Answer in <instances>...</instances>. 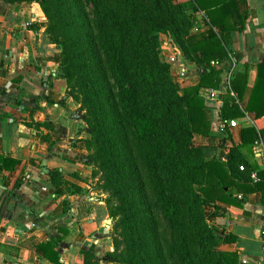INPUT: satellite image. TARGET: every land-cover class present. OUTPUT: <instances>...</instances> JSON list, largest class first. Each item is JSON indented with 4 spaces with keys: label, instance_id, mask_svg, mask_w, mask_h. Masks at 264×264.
Instances as JSON below:
<instances>
[{
    "label": "trees",
    "instance_id": "1",
    "mask_svg": "<svg viewBox=\"0 0 264 264\" xmlns=\"http://www.w3.org/2000/svg\"><path fill=\"white\" fill-rule=\"evenodd\" d=\"M38 1L46 13V0ZM75 2L96 14L94 36L84 34L94 92L82 90V95L98 120V134L105 137L98 154L104 157L102 168L111 174V189L120 201L116 212L125 225L127 264H237L236 254L219 250L235 239L209 226L205 216L207 207L219 213L218 203L239 205L241 194L259 191L264 204L262 175L257 174L259 182L253 185L250 174L256 169L246 167L251 145L258 138L264 144V130L243 129L241 144L223 152L230 139L225 121L246 113L264 117V60L257 66L245 111L240 103L247 72L236 74L227 90L221 83L231 64L230 39L219 37L214 29L223 27L230 33L241 24L236 0ZM197 13L204 15L209 29L192 36ZM156 33L179 48L187 61L207 68L196 86L182 89L174 82L171 67L159 58ZM81 57L77 55L79 61ZM212 61L223 68L211 67ZM203 90L215 92L222 101V136L216 147L194 145L195 137H208L213 131ZM86 146L91 148L90 143ZM57 246L58 242L39 246L37 254L57 263Z\"/></svg>",
    "mask_w": 264,
    "mask_h": 264
},
{
    "label": "crops",
    "instance_id": "2",
    "mask_svg": "<svg viewBox=\"0 0 264 264\" xmlns=\"http://www.w3.org/2000/svg\"><path fill=\"white\" fill-rule=\"evenodd\" d=\"M236 5L241 18L237 29L229 33L217 27L214 31L230 39L231 64L222 73V85L229 76L233 79L247 72L240 103L245 111L257 66L264 60V0H236ZM39 17L32 3L0 0V264H110L104 258L109 251L105 243L107 207L86 192L80 158L84 155L81 121L73 112L65 82L58 76L57 59L34 29ZM208 29L204 15L197 13L192 36ZM163 45L173 49L168 40ZM170 53L175 83L182 89L196 86L207 68L185 58L183 62L177 48ZM221 108L217 94L214 99H205L213 131L208 137H195V146H218ZM234 121L237 126L229 128L224 154L241 144L243 129L264 130V117L257 119L252 113ZM260 142V157L252 149L246 154V167L256 169L250 174L253 185L259 182L257 174L264 181V144ZM238 201L235 206L218 203L219 213L205 208L207 224L235 239L220 245L219 250L236 254L237 264H264L262 194H241ZM53 242H58L57 263L37 254L39 246Z\"/></svg>",
    "mask_w": 264,
    "mask_h": 264
},
{
    "label": "rangeland",
    "instance_id": "3",
    "mask_svg": "<svg viewBox=\"0 0 264 264\" xmlns=\"http://www.w3.org/2000/svg\"><path fill=\"white\" fill-rule=\"evenodd\" d=\"M25 1L38 8L40 17L34 29L39 30L45 46L50 50L49 54L57 59L58 76L65 82L73 112L81 121L80 133L84 141L82 148L84 155L80 158L84 165L82 173L84 174L83 181L86 184L85 189L87 194L102 201L108 212V235L105 243L108 244L109 251L105 249L107 253L104 254V258L110 264H127L125 225L122 223V215L116 212V208L121 206L120 201L111 189L113 186L110 180L111 174L102 168L101 161L104 160V157L98 154L105 137L98 134V120L86 107L82 95V90L90 89L94 92L89 84L90 71L86 65L90 61L87 59L84 39L87 33H92L94 36L96 32V14L89 6L79 8L75 0H71V4L67 0H46V13L38 0ZM153 38L157 39L160 45L159 58L172 68L170 51L177 47L170 41L168 42L173 49L164 46V42H167L168 39L160 33L154 34ZM177 49L181 53L179 48ZM77 55L82 56V61H79ZM178 57L184 62L185 57L182 53ZM81 68L85 69L80 74ZM86 143L91 144L90 149H87ZM95 264L97 263L95 262Z\"/></svg>",
    "mask_w": 264,
    "mask_h": 264
},
{
    "label": "built area",
    "instance_id": "4",
    "mask_svg": "<svg viewBox=\"0 0 264 264\" xmlns=\"http://www.w3.org/2000/svg\"><path fill=\"white\" fill-rule=\"evenodd\" d=\"M210 65H211V67H218L219 63H218V61H212L210 63ZM179 72H180L181 76L185 75V71L183 69L182 70L180 69ZM231 81H232V76H229L227 81L224 83L223 87L226 86V88H229ZM201 96L206 100H210V99L216 98V93L211 91V90H203V91H201ZM224 124L228 125L230 128H234L237 126V122L234 120L233 121H225ZM251 149H252L254 155L259 156V157L262 155L261 142H260L259 138L252 144ZM239 169H240V171L244 170L243 167H240ZM253 178L256 180L255 175H253Z\"/></svg>",
    "mask_w": 264,
    "mask_h": 264
},
{
    "label": "water",
    "instance_id": "5",
    "mask_svg": "<svg viewBox=\"0 0 264 264\" xmlns=\"http://www.w3.org/2000/svg\"><path fill=\"white\" fill-rule=\"evenodd\" d=\"M218 236H220V237H223V235H222V234H218Z\"/></svg>",
    "mask_w": 264,
    "mask_h": 264
}]
</instances>
